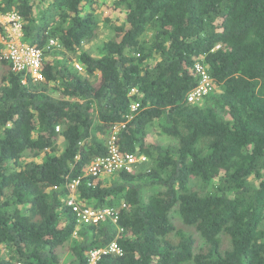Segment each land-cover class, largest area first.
<instances>
[{
	"label": "trees",
	"instance_id": "obj_1",
	"mask_svg": "<svg viewBox=\"0 0 264 264\" xmlns=\"http://www.w3.org/2000/svg\"><path fill=\"white\" fill-rule=\"evenodd\" d=\"M102 4L124 23L94 57L83 46ZM0 8L20 14L25 41L45 50L42 81L1 60L0 264H89L92 250L113 241L122 255L97 264H264V0H0ZM50 38L59 47L47 51ZM198 63L215 88L192 104ZM154 126L170 141L149 137ZM113 137L149 168L87 175ZM74 181L82 205L115 208L118 222L79 224L67 205ZM173 211L199 239L175 227Z\"/></svg>",
	"mask_w": 264,
	"mask_h": 264
},
{
	"label": "built area",
	"instance_id": "obj_2",
	"mask_svg": "<svg viewBox=\"0 0 264 264\" xmlns=\"http://www.w3.org/2000/svg\"><path fill=\"white\" fill-rule=\"evenodd\" d=\"M59 47L56 39L50 38L46 50L51 51ZM44 51L25 41L24 21L20 14L11 12L3 14L0 8V60L8 62L12 70L17 73H23L30 76L34 81H42V61ZM76 68L81 71L82 68L76 64ZM195 72L198 76L197 86L187 95L188 103H199L215 88V84L206 68L198 63L195 65ZM139 104H132L131 110L137 111ZM148 159L145 156L130 153H121L115 144V137L109 143L108 155L98 157L92 161L87 170V175L94 178L113 175L119 171L128 173L134 172L137 167L145 164ZM79 181H74L70 186V197L67 200L68 207L76 214L78 223L83 225L98 224L107 219L114 223L119 220L117 209L115 208H92L82 205L77 200L76 188ZM122 255V250L116 241L109 246L100 249H94L89 254V264H97L103 255Z\"/></svg>",
	"mask_w": 264,
	"mask_h": 264
},
{
	"label": "rangeland",
	"instance_id": "obj_3",
	"mask_svg": "<svg viewBox=\"0 0 264 264\" xmlns=\"http://www.w3.org/2000/svg\"><path fill=\"white\" fill-rule=\"evenodd\" d=\"M95 15L97 16V19H98L99 28L97 29L96 34L91 39V41L85 43V45L83 46V51L88 52L94 57H97L100 55V48L102 47V44L110 38L111 33H112V28L114 26L124 23V15L122 13L121 14L116 13L115 11L111 10L109 6L108 8L104 7L103 4L100 6V8L97 11H95ZM106 20H109L110 22L107 23ZM67 57L74 58V55H70ZM2 69L3 67H2L1 60H0V76L3 75ZM159 132L160 130L157 129L156 126L150 127L148 129L149 137H151L152 139L162 141L165 144L170 141L166 136H161ZM64 148H65V142L61 140L59 142V151L60 152L63 151ZM30 161L31 159H27L25 162H30ZM147 162L143 164L142 167H137V169H144V170L148 169L149 163ZM248 181L254 185L255 184L257 185L259 183V180L256 179L255 177H250ZM199 185H200V182L197 179H193L191 181L190 186L191 188L196 189ZM150 194H151L150 192H146L145 194L146 198H148ZM171 216H172V222L178 230L183 229L188 233L194 234L199 239V235L193 229L186 228L184 226L177 211H173ZM4 253L6 254L4 248L0 246V256H3ZM65 259H66V256H65Z\"/></svg>",
	"mask_w": 264,
	"mask_h": 264
}]
</instances>
